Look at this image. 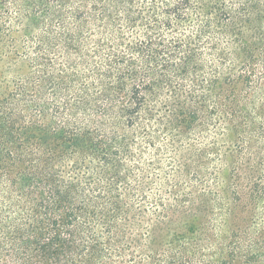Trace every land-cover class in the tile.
Listing matches in <instances>:
<instances>
[{
	"label": "trees",
	"instance_id": "1",
	"mask_svg": "<svg viewBox=\"0 0 264 264\" xmlns=\"http://www.w3.org/2000/svg\"><path fill=\"white\" fill-rule=\"evenodd\" d=\"M0 264H264V0H0Z\"/></svg>",
	"mask_w": 264,
	"mask_h": 264
}]
</instances>
